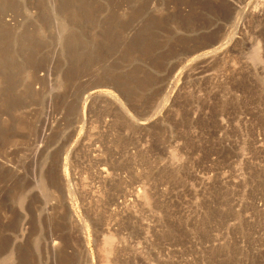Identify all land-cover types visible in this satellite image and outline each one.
I'll list each match as a JSON object with an SVG mask.
<instances>
[{"label":"rangeland","instance_id":"374dc122","mask_svg":"<svg viewBox=\"0 0 264 264\" xmlns=\"http://www.w3.org/2000/svg\"><path fill=\"white\" fill-rule=\"evenodd\" d=\"M0 264H264V0H0Z\"/></svg>","mask_w":264,"mask_h":264},{"label":"bare ground","instance_id":"6f19581e","mask_svg":"<svg viewBox=\"0 0 264 264\" xmlns=\"http://www.w3.org/2000/svg\"><path fill=\"white\" fill-rule=\"evenodd\" d=\"M109 239H110V238H108L107 241H105L107 245H108V240H109ZM111 240H112V238H111ZM112 241H113V240H112ZM109 242H110V241H109ZM110 243H111V242H110ZM110 243H109V244H110ZM108 247H109V245H108Z\"/></svg>","mask_w":264,"mask_h":264}]
</instances>
